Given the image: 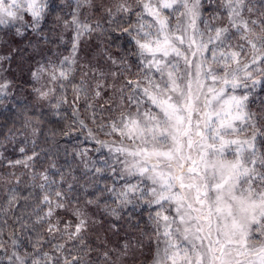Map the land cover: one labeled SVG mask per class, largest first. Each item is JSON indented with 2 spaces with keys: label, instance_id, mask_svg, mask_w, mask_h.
<instances>
[{
  "label": "snow or ice",
  "instance_id": "snow-or-ice-1",
  "mask_svg": "<svg viewBox=\"0 0 264 264\" xmlns=\"http://www.w3.org/2000/svg\"><path fill=\"white\" fill-rule=\"evenodd\" d=\"M9 108L0 264H264V0H0Z\"/></svg>",
  "mask_w": 264,
  "mask_h": 264
},
{
  "label": "trees",
  "instance_id": "trees-1",
  "mask_svg": "<svg viewBox=\"0 0 264 264\" xmlns=\"http://www.w3.org/2000/svg\"><path fill=\"white\" fill-rule=\"evenodd\" d=\"M50 27H51L50 23L49 24H45L43 26V31L49 35V38L53 41V44L43 45V42L40 41L42 47H44V48H52V47H54L55 43L58 40L59 33L57 32L56 35H52V33L49 31ZM70 35L71 34L69 33L68 36L70 37ZM30 41L32 43H36L38 41V37H36L31 32L26 33V36L23 37V38H17V41H16L22 48H25V56L26 57L28 56V53L30 52V49L26 48V46L29 44ZM64 47L65 46H61V50H63ZM29 59H30V57H29ZM22 66L25 69L23 74H20V73L11 74L16 79L17 84H22L23 81L27 80V78H28L27 71H26V69L28 67V61L26 60L25 62H23ZM13 67H15V63L13 65ZM16 91H17V95H19V88H17ZM12 99L15 102L19 103V101L16 100L15 97H13ZM13 117H14V111L11 108H9L8 111H4L3 109H0V123H2L4 120H8L10 122L13 119ZM41 142H43V137H41ZM64 143H65V141L63 139H61V144H64ZM9 154L12 155V156H18L19 155L18 153H11V152ZM0 170H3V169H0Z\"/></svg>",
  "mask_w": 264,
  "mask_h": 264
}]
</instances>
